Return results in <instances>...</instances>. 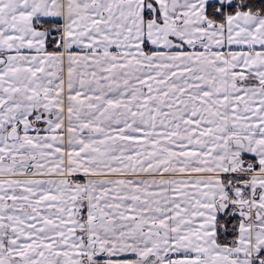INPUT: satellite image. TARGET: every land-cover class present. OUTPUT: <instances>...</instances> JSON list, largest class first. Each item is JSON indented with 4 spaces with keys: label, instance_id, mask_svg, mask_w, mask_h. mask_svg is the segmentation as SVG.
<instances>
[{
    "label": "snow or ice",
    "instance_id": "snow-or-ice-1",
    "mask_svg": "<svg viewBox=\"0 0 264 264\" xmlns=\"http://www.w3.org/2000/svg\"><path fill=\"white\" fill-rule=\"evenodd\" d=\"M0 264H264V0H0Z\"/></svg>",
    "mask_w": 264,
    "mask_h": 264
}]
</instances>
